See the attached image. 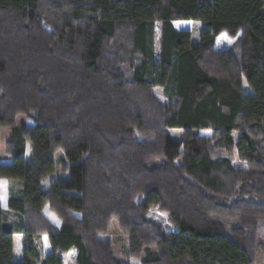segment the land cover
<instances>
[{
  "label": "trees",
  "instance_id": "16d2710c",
  "mask_svg": "<svg viewBox=\"0 0 264 264\" xmlns=\"http://www.w3.org/2000/svg\"><path fill=\"white\" fill-rule=\"evenodd\" d=\"M176 22L201 23L197 44ZM0 128L16 184L0 264H264V0H0ZM57 152L66 176L43 190ZM112 221L125 260L101 238Z\"/></svg>",
  "mask_w": 264,
  "mask_h": 264
},
{
  "label": "rangeland",
  "instance_id": "374dc122",
  "mask_svg": "<svg viewBox=\"0 0 264 264\" xmlns=\"http://www.w3.org/2000/svg\"><path fill=\"white\" fill-rule=\"evenodd\" d=\"M175 28L178 30L179 29L190 30L192 33V45L197 44L199 33L202 29L201 23L199 22H176ZM234 42H235V39H231L225 33H223L216 38L215 48L216 50H226V49L231 48ZM243 92L247 94L250 93V89L247 87L245 82H243ZM154 93L156 97L158 98V100L164 102L160 88H155ZM16 125L17 126L21 125V119L17 120ZM200 134L203 136L209 137V132L201 131ZM9 135H10V129L0 128V153L1 154L5 152L4 144H5V140L9 137ZM169 135L172 139L177 140L182 136V131L177 130V129L169 130ZM236 137H237V134H233L234 140L236 139ZM28 151H29V147H28ZM60 155H61V152H57L55 156L56 172L52 176H50L48 179H46L44 182V188L46 190L49 189V184L51 181H55L59 178H64L66 176V174L63 173L62 171L61 163H60V160L58 159ZM216 155L221 158H229L232 161L234 166L242 167V165L240 164L235 154H228L222 151V152L216 153ZM158 163H160V160L156 161V164ZM140 200H142V197H139L137 199V201H140ZM147 218L161 225L166 233H177V229L171 226L170 223L168 222L167 216L163 214L162 212H160L157 208L150 209L147 214ZM101 238L111 243L114 254L118 259L125 260L128 239L118 229V225L116 221H112L107 234L104 236H101ZM47 244L48 242L46 241V239L42 241L41 236L35 240L36 252L40 258H42L43 255H45ZM73 254L74 252L73 253L71 252L65 255V257L63 258L64 264H73V259H74ZM21 255H22V247H18V245H16L15 260L20 261ZM129 263L130 264H140V261L137 259H130ZM255 264H263V257L261 254H258Z\"/></svg>",
  "mask_w": 264,
  "mask_h": 264
},
{
  "label": "crops",
  "instance_id": "0c3cea01",
  "mask_svg": "<svg viewBox=\"0 0 264 264\" xmlns=\"http://www.w3.org/2000/svg\"><path fill=\"white\" fill-rule=\"evenodd\" d=\"M10 162H11V158L6 154V152H3V154L0 153V164H10ZM42 189L46 190L44 188V183H42ZM14 190H16L15 182L8 180V179H4V178L0 179V208L5 213L6 222L8 224H11V223L13 224L16 221V216L13 213L8 212V210H7L8 195H9L10 191H14ZM42 214L46 217V219L53 226H55L58 229L61 227L60 220L53 213H51L47 207H45L42 210ZM41 239H42V241H44L46 239V241L48 242V239L45 235H42ZM16 245H18V247H22V235H20L18 233H15V235L13 237V258H14V260H15ZM49 250H50V247H49V243H48L47 247H46L45 254L49 253ZM71 252L72 251H70L69 253H71ZM73 256H74V254H73ZM16 261H18V260H16Z\"/></svg>",
  "mask_w": 264,
  "mask_h": 264
}]
</instances>
